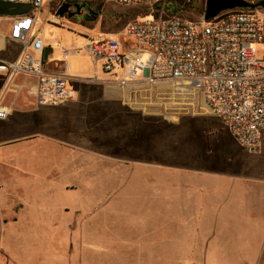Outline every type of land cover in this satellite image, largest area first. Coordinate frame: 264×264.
<instances>
[{"label": "crops", "instance_id": "1", "mask_svg": "<svg viewBox=\"0 0 264 264\" xmlns=\"http://www.w3.org/2000/svg\"><path fill=\"white\" fill-rule=\"evenodd\" d=\"M61 47L60 43L56 45L62 58ZM46 48L50 49L48 54L52 52L50 47ZM75 57L79 55H70L67 63L71 58L75 62ZM47 74L63 76L68 87L75 91V97L58 106H38L30 93L35 80L19 75L4 98L9 114L5 119H0V169L37 168L43 173L38 183L44 186L33 193L37 200L44 203L37 214L26 211L25 200L28 201L30 195L20 196L19 192L23 194V190L18 187L12 188L16 191L12 192L5 206H0V222L4 226L10 224L12 239L16 235L15 229H20L16 225L23 223L27 215L33 214L42 219L28 220L25 223L31 228L26 229L23 225L24 231L43 233L57 227L56 223L50 224L52 211L48 208L52 196L49 186L58 180L65 190H73L86 180L97 184L98 178L91 176L99 170V175L107 172L101 182L109 185L114 182L109 177L112 167L121 168L136 163L143 168L139 179L145 194L142 197L146 200L142 216H155L161 224L167 225L163 227H171L172 232L188 234V239L161 241L154 247L187 249L197 239L203 242V253L193 245L192 250L186 252L184 264H248L241 251L239 261L234 262L232 259L212 261L208 257V250L216 247L215 234H218V249H222L221 240L224 239L223 245L231 242L230 254L234 256L232 250L235 248L236 254L237 245L241 249L242 235L245 233L256 235L254 241L257 247L262 245L258 257L263 256L264 133L261 150L256 155L242 150L228 132V144H222V147H230L216 153L205 141L206 137L215 134L214 124L206 123L202 129L199 119L190 123L187 120L183 125H190L194 133H201L202 140L197 143V150L190 146L189 141L187 145L177 142L176 145L182 149L181 156L176 155L171 157L175 160H168L162 152L165 143L162 126H157L156 122L150 124L145 116L123 106V96L130 87L117 86L110 75L98 70L93 78L85 80L69 75L62 68ZM215 119L219 120L217 117ZM6 155L9 161L4 158ZM89 169L97 172L87 174L91 176H86L84 180L83 170ZM130 181L127 179V182ZM144 185H149L146 191ZM5 212L8 215H4ZM54 212L57 218L69 210L65 204L58 205ZM145 248L150 247L145 245ZM21 249L20 253L24 256L20 257L24 259L28 256L23 264L36 263L30 262L29 256L32 254L27 247ZM39 261L37 264L45 263L41 258ZM66 261L64 258L59 264H66ZM4 264L15 263L6 259Z\"/></svg>", "mask_w": 264, "mask_h": 264}, {"label": "rangeland", "instance_id": "2", "mask_svg": "<svg viewBox=\"0 0 264 264\" xmlns=\"http://www.w3.org/2000/svg\"><path fill=\"white\" fill-rule=\"evenodd\" d=\"M205 1L196 0L194 6H183L178 12H172L171 15L192 21L197 26H203L211 20L221 19L231 11L221 12L213 19L205 20L203 18ZM261 1H248L250 6L245 9L252 13L264 14V5H257ZM63 2L76 4L79 12L71 17L67 14L57 16L56 10ZM44 4L43 10L38 15L39 24L36 28L42 31L41 37L45 46L52 49L45 60L44 70L47 73H53L54 70L62 68L69 75L82 80L93 78L96 70L103 73L102 60L94 62L90 55L83 50L79 57H75V62H72V58L69 59V66L65 68V62L56 45L60 43L65 48H84L88 39L97 40L109 35L120 39L123 38V32L129 23L157 19L152 7L123 5L115 0H45ZM48 5L50 11L47 13ZM171 15L162 13L161 18L167 19ZM53 16L58 18L57 24L47 22L41 25L46 17ZM256 48L257 56L260 57L263 47L257 44ZM35 57L39 58L38 55ZM146 58L147 54L143 53L142 59L146 60ZM176 87L177 83L174 82H162L155 86H132L123 96V106L145 116L150 124L154 125L156 122L157 126H162L165 140L162 152L168 160H175L171 157L176 155L181 156L182 149L176 145L177 142L187 145L189 141L190 146L197 150V143L202 140L201 133H194L192 127H189L190 125H183L187 120L190 123L192 120L199 119L198 122L202 124V129L205 128L206 123L214 124L215 134L213 133L205 139L214 152L219 153L220 150L230 147L229 145L222 147V144H228L226 135H229L220 126L219 120L215 119L216 117L211 115L205 107L198 105L199 101L197 100L194 106H185V102L182 105L179 104L182 97L177 94ZM153 154L155 155L154 152ZM262 155L264 156V152ZM182 157H186V155H182ZM4 158L9 161L8 155ZM34 166L36 167V165ZM142 169L136 163H129L121 168L119 166L112 167L109 177L113 178L114 182L109 185L101 182L107 176L106 171L99 175V170L98 172L95 169L83 170L84 180L86 176H91L87 174L97 172L91 177L98 178V183L91 184V181L86 180L85 183L75 186L73 190H65L59 180L55 181L56 183L49 186L52 196L50 198L51 206L48 209L52 211L50 224L56 223L57 227L43 233L24 231L25 227L26 229L31 228V225H27L25 222L42 219V217L33 214L27 215L26 220L23 219V223L16 225L20 229H15L16 235L12 239L10 224L4 226L0 222V264L6 263V259L13 260L15 264H23L28 258V256L24 259L20 257L24 256L21 255L23 253H20L21 248L24 247H27L31 252L30 262H36L33 264L40 262V258L45 261L44 264H59L64 258L67 259L66 264H184L183 261L187 260L186 252L191 251L193 245L203 253V242L197 239L193 245H189V248L186 247L187 249L154 247L161 241L188 239V234L172 232L171 227H163L167 225L161 224L155 216H148V218L142 216L144 204H146L145 198L142 197L144 192L141 190L142 186L139 181ZM41 177H43V173L37 168L13 170L10 167H2L0 169V206H5L6 201L10 200L12 192L16 191L12 188L18 187L23 190V194L19 192L20 196L30 195L29 200H25L26 211L29 210L37 214L44 203L37 200L33 193L44 187L42 183H38L41 181ZM127 179L132 181L127 182ZM25 181L29 183L27 184ZM23 182L24 184H22ZM16 183L20 184L16 185ZM45 187L47 186L45 185ZM143 187L146 191L149 185ZM65 204L69 212H62L55 218L56 207ZM79 211L81 213L78 214ZM3 214L8 215L6 212ZM38 215L40 214L38 213ZM61 221H66L68 224L65 225ZM217 235L215 234L213 238L216 247L208 250V257L212 261L222 262L230 259L233 262L239 261V252L241 251L248 264H264V254L260 258L258 257L262 245L257 247L258 244L254 241L255 234L244 233L242 235L241 249L240 245H237L235 254L236 249L233 248L234 256L230 254L231 242L223 245L224 239L221 240L222 249L227 248V250L221 252L222 249H218ZM228 240L225 241L228 242ZM145 245L150 248L146 249Z\"/></svg>", "mask_w": 264, "mask_h": 264}, {"label": "built area", "instance_id": "3", "mask_svg": "<svg viewBox=\"0 0 264 264\" xmlns=\"http://www.w3.org/2000/svg\"><path fill=\"white\" fill-rule=\"evenodd\" d=\"M0 1L30 6L24 15L0 17V119L9 114L4 98L19 75L35 80L30 93L38 106L72 100L75 91L66 79L44 70L46 46L36 28L45 0ZM115 1L152 7L157 19L129 23L120 39L109 35L88 39L84 48L61 47L65 68L70 55L84 50L94 62L102 60L103 71L121 88L177 83L179 104L194 106L199 101L242 150L258 154L264 133V14L233 9L221 19L197 26L170 12L194 6L196 0ZM162 13L171 16L162 19ZM47 22L57 24L58 18L46 17L41 25ZM257 44L263 47L260 57Z\"/></svg>", "mask_w": 264, "mask_h": 264}, {"label": "water", "instance_id": "4", "mask_svg": "<svg viewBox=\"0 0 264 264\" xmlns=\"http://www.w3.org/2000/svg\"><path fill=\"white\" fill-rule=\"evenodd\" d=\"M257 5H264V1L259 2ZM250 4L244 0H206L204 15L205 20H210L216 17L221 12L233 9H245L248 8ZM78 8V6L76 5ZM67 10V4L63 3L56 10L57 16L65 15ZM30 11V6L28 4L20 3H10L0 1V17H14L19 15H24ZM69 17L74 16L75 14L68 13ZM50 49H45L44 58H47L48 52Z\"/></svg>", "mask_w": 264, "mask_h": 264}, {"label": "flooded vegetation", "instance_id": "5", "mask_svg": "<svg viewBox=\"0 0 264 264\" xmlns=\"http://www.w3.org/2000/svg\"><path fill=\"white\" fill-rule=\"evenodd\" d=\"M63 3L67 4V10H66L65 14L72 13V14L76 15L79 12V8L76 7V4H73V3H70V2H63Z\"/></svg>", "mask_w": 264, "mask_h": 264}, {"label": "trees", "instance_id": "6", "mask_svg": "<svg viewBox=\"0 0 264 264\" xmlns=\"http://www.w3.org/2000/svg\"><path fill=\"white\" fill-rule=\"evenodd\" d=\"M180 10V8H171L170 12H178Z\"/></svg>", "mask_w": 264, "mask_h": 264}]
</instances>
